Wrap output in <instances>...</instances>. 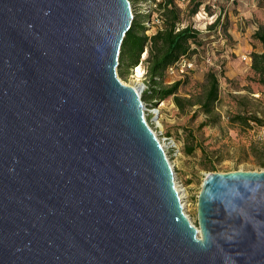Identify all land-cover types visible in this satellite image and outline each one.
<instances>
[{
  "label": "water",
  "instance_id": "obj_1",
  "mask_svg": "<svg viewBox=\"0 0 264 264\" xmlns=\"http://www.w3.org/2000/svg\"><path fill=\"white\" fill-rule=\"evenodd\" d=\"M132 22L129 0H0V264H264V171L208 174L185 214L117 76Z\"/></svg>",
  "mask_w": 264,
  "mask_h": 264
},
{
  "label": "rangeland",
  "instance_id": "obj_2",
  "mask_svg": "<svg viewBox=\"0 0 264 264\" xmlns=\"http://www.w3.org/2000/svg\"><path fill=\"white\" fill-rule=\"evenodd\" d=\"M197 1H202L204 7L199 9L198 17H191L189 13L194 5L192 0L188 4H181L176 0L182 11L183 26H191L200 32V44H192L189 54V58L194 60V67L185 75H180L179 72L167 74L165 84L182 82L179 95L189 97L199 92L209 70L217 72L218 123L198 130L199 124L204 120L203 116L180 114L172 98H169L157 104L161 105L159 124L151 127L172 166L176 187L183 190L181 202L184 212L195 227L201 185L205 177L212 173L206 170L209 162H213L215 167L213 173L218 174L264 171V168L257 165L261 148L264 147V128L257 127L252 122L245 126L231 122L237 114L264 117V85L259 84L254 77L251 62L243 60V57L251 59L252 53L261 51V45L254 40L253 34L259 26H264V0ZM130 4L133 18L148 13L150 8L143 1ZM151 15L154 19L157 13L153 12ZM217 16H220L226 32H205L208 22L215 20ZM119 80L125 86L136 87L131 71L125 79ZM140 82L144 83V78ZM146 103L143 102L144 105ZM186 130L194 131L196 139L211 153L208 159H204L199 150L190 156L184 154Z\"/></svg>",
  "mask_w": 264,
  "mask_h": 264
},
{
  "label": "trees",
  "instance_id": "obj_3",
  "mask_svg": "<svg viewBox=\"0 0 264 264\" xmlns=\"http://www.w3.org/2000/svg\"><path fill=\"white\" fill-rule=\"evenodd\" d=\"M143 1L150 6L148 13L134 16L132 25L126 33L120 48L117 66L118 78H126L129 71L141 64L145 71V91L141 101L147 102L146 106H156L158 103L172 98L178 112L182 115L192 114L203 116L204 120L198 126L202 130L218 123L219 116L216 113V104L219 101V77L217 72L209 70L205 75L204 83L199 92L189 97L179 95L182 82L165 84L167 69L176 64L181 58L189 57L192 44H200V32L191 26H183L182 11L177 6L176 0H129L134 3ZM193 8L189 15L194 17L203 6L202 1L192 0ZM189 3V1H188ZM187 3V4H188ZM156 12L160 25L152 32L146 26V22L152 19L151 13ZM220 16L207 28L210 31H225ZM253 38L261 45V51L251 54V71L259 84L264 85V26H259L253 34ZM144 54V59L141 57ZM232 123L249 125L254 123L257 127L264 128V117L256 114H237L231 119ZM184 154L192 155L199 150L204 159H208L210 152L196 139L194 131H185ZM257 165L264 168V147L262 146ZM206 170L215 171L213 162L207 164Z\"/></svg>",
  "mask_w": 264,
  "mask_h": 264
},
{
  "label": "built area",
  "instance_id": "obj_4",
  "mask_svg": "<svg viewBox=\"0 0 264 264\" xmlns=\"http://www.w3.org/2000/svg\"><path fill=\"white\" fill-rule=\"evenodd\" d=\"M158 1V0H157ZM189 0H178L179 3H183V4H187ZM203 8V7H202ZM204 11V9H202ZM199 12L195 15V17L199 16ZM205 16H207V14L204 13ZM209 17V16H207ZM205 19V18H203ZM209 19H211L209 17ZM214 22L213 21H209L208 24L206 25L205 28V32L207 30V28ZM160 25V21L157 17H155L154 19H150L146 22V26L148 27L149 31H147V33H152L158 26ZM195 29V28H194ZM196 30V29H195ZM198 31V30H197ZM144 59V54L141 57V61ZM244 61H249L251 62V59H247L246 57H243ZM194 67V60L192 58L189 57H183L181 58L176 64L170 66L167 69V74L171 75L174 72H179L180 75H185L187 72L191 71ZM144 74L145 71L142 68L141 64H139L137 67H135L132 71H131V78L133 79H142L144 78ZM161 105H156V106H146L144 105V111H145V117L146 120L148 118V125L150 127V129L152 130L151 127H153L154 124L158 125L159 124V118H160V110H161ZM153 131V130H152ZM155 134V132H154ZM157 137V136H156ZM164 141H166L165 138H163ZM160 142V141H159ZM161 144V142H160ZM161 146L163 147V145L161 144ZM164 149V147H163ZM165 151V150H164ZM172 167V166H171Z\"/></svg>",
  "mask_w": 264,
  "mask_h": 264
},
{
  "label": "bare ground",
  "instance_id": "obj_5",
  "mask_svg": "<svg viewBox=\"0 0 264 264\" xmlns=\"http://www.w3.org/2000/svg\"><path fill=\"white\" fill-rule=\"evenodd\" d=\"M136 81V87H135V89L138 91V92H143V90H142V86H141V82H140V79H136L135 80ZM176 189H177V191H178V193H179V197H180V199H182L183 197H184V195L183 194H181V192L183 191V190H180V189H178L177 187H176Z\"/></svg>",
  "mask_w": 264,
  "mask_h": 264
}]
</instances>
